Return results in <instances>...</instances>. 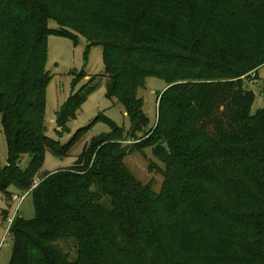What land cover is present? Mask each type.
Returning a JSON list of instances; mask_svg holds the SVG:
<instances>
[{
	"label": "trees",
	"instance_id": "16d2710c",
	"mask_svg": "<svg viewBox=\"0 0 264 264\" xmlns=\"http://www.w3.org/2000/svg\"><path fill=\"white\" fill-rule=\"evenodd\" d=\"M88 2L87 14L73 7L66 14L51 12L47 0H0V115L7 146L0 192H30L35 209L32 219L13 217L9 264H118L125 253L135 259L129 264H264V214L255 219L252 212L205 208L196 178L207 167L262 158L264 108L250 112L253 94L241 76L264 64V0ZM49 18L60 30L47 28ZM67 28L102 47L106 96L123 107L129 130L109 121L110 131L91 138L73 165L41 173L47 150L65 157L72 146L49 137L44 120L47 37L69 36ZM148 77L163 79L166 87L157 97L155 125L137 144L173 167L174 178L185 173L174 185L166 180L159 196L122 161V143L149 123L137 96ZM89 91L83 87L60 107L58 134L68 132ZM24 155L30 161L21 169ZM193 184L198 191L189 201L157 218L154 206L162 197L182 195ZM257 187L264 193L263 172ZM238 216L252 226L244 236ZM61 241L72 243L73 257ZM157 243L161 260L153 257Z\"/></svg>",
	"mask_w": 264,
	"mask_h": 264
},
{
	"label": "rangeland",
	"instance_id": "374dc122",
	"mask_svg": "<svg viewBox=\"0 0 264 264\" xmlns=\"http://www.w3.org/2000/svg\"><path fill=\"white\" fill-rule=\"evenodd\" d=\"M47 4L51 7V12H54V9L62 13L67 12L66 14H70V7L76 8L80 14H87L89 9L88 0H47ZM47 28L56 31L60 30L61 26L57 20L49 18ZM66 30L69 36L52 32L47 37L45 68L49 73L50 80L45 90L44 120L49 137L57 140L60 145L71 144L72 146L65 157L54 156L47 150L44 154L41 173L53 172L73 165L91 138L107 134L110 131L109 121L123 128L124 131L129 130V121L123 107L116 99H109L106 96L108 79L104 73L102 47L100 45L90 46L87 38L81 32L71 28ZM254 70H256V78L252 84L248 83L247 75L249 72L241 76L242 87L253 94L250 109L252 114L264 108V64L251 71ZM83 87H89L90 91L87 93L80 109L76 112V117L67 123L68 132L58 134L56 127L58 110L70 96L79 93ZM165 87L166 82L163 79L148 77L144 84L138 88L137 96L143 101V112L148 117L149 123L143 130L136 132L135 136L127 137V141L122 143L126 151L122 161L127 170L136 181L144 186H149L156 196H159L166 180L174 185V179L179 180L185 174L182 176L174 175V178L175 169H172L173 167L168 170L164 161L157 157L151 148H141L137 144V141L139 142L144 133L152 129L157 121V97ZM261 153V159L256 158L238 167L219 165L202 169L196 175V178L199 182L201 181L199 184V197L203 199L205 208H211L215 205L214 207L218 211L223 207H228V210L232 213L243 214L244 216V214L248 215L252 212L255 219L263 217L264 200L262 195L264 193L258 189L257 182L259 172L264 173V144ZM6 161L7 146L0 115L1 165H5ZM29 161L27 155L22 156L19 167L24 169ZM35 181L37 182V179ZM195 187L194 184L193 186L190 185L186 193L175 195L172 199L162 197L161 203L154 206L157 218L163 220L174 214L175 204L189 201ZM9 190L11 195L8 197L0 192V211L2 212L0 214V264H9L13 252V241L8 232L10 228L8 218L19 215L29 220L35 215L33 198L30 192L21 194L13 188ZM101 203L105 207L109 206V201L105 197L101 198ZM238 217L241 222L242 236H244L246 230L252 226H250L247 218L241 219L242 216ZM159 244L157 243L156 249H153L155 260L156 257L161 260L158 256H161ZM72 246L69 241H61L60 243L63 250L70 249L69 251L73 257L75 250ZM133 258V255L127 253L119 254L117 263H135ZM188 262L187 264H208L207 261L202 259Z\"/></svg>",
	"mask_w": 264,
	"mask_h": 264
},
{
	"label": "built area",
	"instance_id": "2783aa9c",
	"mask_svg": "<svg viewBox=\"0 0 264 264\" xmlns=\"http://www.w3.org/2000/svg\"><path fill=\"white\" fill-rule=\"evenodd\" d=\"M255 78H256L255 71H251L248 73V83L249 84H252V82H254ZM15 198H17V197H15ZM12 220H13V217L8 218V222L10 225L12 223Z\"/></svg>",
	"mask_w": 264,
	"mask_h": 264
}]
</instances>
